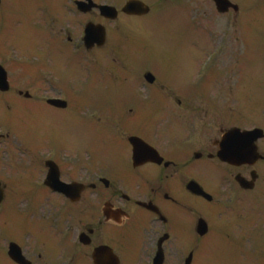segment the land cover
I'll use <instances>...</instances> for the list:
<instances>
[{"label": "flooded vegetation", "instance_id": "flooded-vegetation-1", "mask_svg": "<svg viewBox=\"0 0 264 264\" xmlns=\"http://www.w3.org/2000/svg\"><path fill=\"white\" fill-rule=\"evenodd\" d=\"M194 1L197 29L202 27L212 35L213 25L224 27H219L222 35L211 36L216 51L207 57L217 54V60L228 56L235 61L228 67L229 74L218 84H179L184 78L178 79L177 74L172 79L166 74L162 81L155 77L151 85L137 77L135 88L119 84L120 88L110 90L96 125L103 140L105 136L117 140L112 147L104 148L103 142L94 148L89 141L83 154L75 153L83 151L80 147L68 155L38 146L24 169L0 171V264H198L204 246L198 226L206 220L210 230V221L226 203L227 196L221 193L244 195L247 236L264 234V110L258 124L244 125L236 107L247 106L252 93L239 89V94L238 84L233 83L243 69L240 60L264 62V0H228L221 8L222 0ZM149 33L126 42L128 64L153 70L159 66L155 55L163 48L157 47L155 27ZM123 47L124 42L112 48L107 40L100 49L103 80L114 73L110 71H123L125 65L123 58L112 57L110 64L116 68H105L104 51ZM159 55L160 59L164 55L160 66L173 62L168 52ZM36 87L40 92L55 90L48 80ZM142 91L146 93L141 95ZM258 98L264 103V93ZM23 103H35L56 114H75L84 123L80 131L93 133L92 109L78 105L56 109L45 99ZM146 108L150 117L140 114ZM157 116L164 119L160 124ZM51 119L59 122L62 118ZM255 129L262 132L255 142L252 136L245 143L237 141L236 137ZM230 132L235 133L233 148L247 155L242 166L218 159L223 138ZM52 134L40 133L39 145L40 139ZM132 136L143 139L158 155L136 166L129 143ZM254 151L257 160H253ZM54 164L60 181L72 187L69 197L55 191V181L49 179ZM238 175L248 182L246 190L237 183ZM192 182L208 191L212 202L192 194L188 190ZM12 249L19 252L21 263L12 258Z\"/></svg>", "mask_w": 264, "mask_h": 264}, {"label": "rangeland", "instance_id": "rangeland-1", "mask_svg": "<svg viewBox=\"0 0 264 264\" xmlns=\"http://www.w3.org/2000/svg\"><path fill=\"white\" fill-rule=\"evenodd\" d=\"M107 1L110 4H114L121 1V3H119L118 5L122 4L124 1L126 2V0ZM145 1L152 2V5L150 3V6L153 7L156 12H158L159 7L170 8L171 6H175L174 3L176 2V0H162V2H160V0ZM153 1H155V3H153ZM184 2L185 6L187 7L186 0H184ZM22 3L23 0H17V2L16 0H13L9 6V8H16L18 10V24L15 23L16 21H14L15 19L13 17H8L12 21L8 24L4 23L2 17L0 18V53H4L6 50L12 49L18 55L24 54L30 55L32 57H40L44 60V62L46 61L44 64L47 65V61H50L51 59L49 57H46L48 55L47 50L43 49L41 45L39 46L40 41L36 40L35 30L37 28V24H26L25 29L22 25L23 18L25 16V11L23 14H21L20 10ZM179 4V6L183 5V0L182 3L179 2ZM166 16H169V11H166L164 13L163 18L161 15L160 19L162 22L164 21L165 23H167V25L164 24L159 26L158 23L148 24L149 22L145 21V24L149 28L155 27L157 47L163 48V50L158 51L157 55L163 52H168L169 56L173 58V62L170 64V66L165 65L162 67V69L157 66V70L162 77L165 76L167 78L166 74H170L172 79L174 74H177L178 79H180L181 77L184 78L178 81L179 84L187 83L191 85L198 82L204 84L210 82H212L211 84H218V82L222 80L224 76L229 74L228 67L234 65L235 61L228 58V56H224V58H220L215 65H212L207 76H198V73H200V69L205 58L216 51V48L214 46V39L211 38V36H209L210 33L202 27L200 29H197L193 25V23L188 21H182L180 17L177 18L174 15H170L169 18H167ZM151 18L152 17H149L148 19ZM80 21L81 19L76 18V22ZM215 26L217 28L223 27L220 23H216ZM26 30H28L30 33L28 34L27 32L26 34ZM113 30H115L114 26L110 28V31ZM227 34L228 31L225 35ZM227 49L228 48H226V50ZM61 56V53L59 56H55L57 62H53L51 60L53 64L50 65V68L59 73H65L66 69L62 68L58 62L59 59L60 61L62 60ZM8 57L9 56L7 54H2V56L0 57V62L8 60ZM240 62L245 67L240 71L241 75L236 73L233 83H242L243 88H258L261 90L262 86L256 85L263 84L262 82L257 81L264 79V75H252L251 73H246L247 67L255 62H251L250 60L246 62L244 59L240 60ZM13 70V74H17L19 71L16 70L15 67L13 68ZM251 70L252 67L249 68V71ZM214 79H216L217 82H215ZM63 83L67 84V81L63 80ZM124 85L128 88H135L134 82L124 83ZM74 86L81 87L76 84H74ZM64 88L69 90L70 86L65 85ZM75 98L77 101L78 108L81 109H93L99 104L100 108L104 107L102 99L98 98L97 95L93 92V90L87 87L84 88L82 93L77 94ZM26 109H31L32 113L21 118H13L11 121H17L19 123H22L20 124L19 132L22 134V136H25L27 138V141L31 148H36L39 146L41 148H51L57 151L69 153L73 152L72 148L84 147L83 151L81 152L75 151V153L83 154L90 144L89 141L95 142L97 141V139L102 138L101 143L103 144L104 142V147H110L112 141H117L109 139L110 141L107 144L105 142V139L103 140L104 136L102 135V132L101 135H97L96 132L98 128L96 127V125H94L97 124V122L91 124L92 132L94 134L92 133L91 135L88 130H83L81 132L80 130L84 123L75 114H71V116L67 113L56 114L47 108H42L35 104H28ZM259 110L260 109L252 107L248 110L243 111V124L247 126L253 125L252 123L260 122L261 120L258 113L261 112ZM51 117L62 119L57 122L53 121ZM1 126H10V124L8 123V118L6 117V108L3 105L0 106V127ZM8 129L10 130V128ZM49 132L53 134L50 136V138L46 140L40 139L39 145L37 140L40 137V133ZM12 146L14 148H12ZM24 147L25 145L21 143V141H16L13 137H10L5 140L0 139V165H4L10 168V165L16 162V158L17 160H20V158L25 159V157L22 156V153L19 150L23 149ZM36 151L34 152L37 153ZM103 152V150H100V153ZM217 223L218 230L214 231L216 239L209 236L205 240V247H202L201 249V256L198 260V264H264V252L260 254L256 250V245L254 244V242L252 245H249V247H244V250L247 251L249 257L253 255L252 262H250V260H245L249 257H240L239 251L235 248L236 245L234 244V240H232L228 236V234L233 232L234 229L239 231V228L232 224L231 214L224 213L223 217L220 218ZM244 228L245 226H242V229ZM203 249L204 255L202 254ZM255 255H258L260 257V262H255Z\"/></svg>", "mask_w": 264, "mask_h": 264}, {"label": "water", "instance_id": "water-1", "mask_svg": "<svg viewBox=\"0 0 264 264\" xmlns=\"http://www.w3.org/2000/svg\"><path fill=\"white\" fill-rule=\"evenodd\" d=\"M127 11L128 12H133V13L143 12V6L141 4H139V3H136V2L130 3L128 5ZM107 15L108 16L113 15V17H115L116 13H115V11L113 9H110V10H108Z\"/></svg>", "mask_w": 264, "mask_h": 264}]
</instances>
